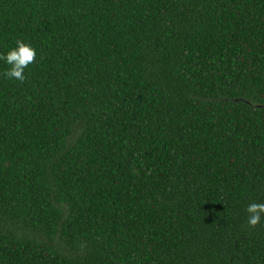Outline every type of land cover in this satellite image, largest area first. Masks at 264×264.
<instances>
[{
	"label": "trees",
	"instance_id": "obj_1",
	"mask_svg": "<svg viewBox=\"0 0 264 264\" xmlns=\"http://www.w3.org/2000/svg\"><path fill=\"white\" fill-rule=\"evenodd\" d=\"M0 264H264V0H0Z\"/></svg>",
	"mask_w": 264,
	"mask_h": 264
},
{
	"label": "clouds",
	"instance_id": "obj_2",
	"mask_svg": "<svg viewBox=\"0 0 264 264\" xmlns=\"http://www.w3.org/2000/svg\"><path fill=\"white\" fill-rule=\"evenodd\" d=\"M16 48L7 52V54H0V60L6 62L9 68L3 73L8 79L18 80L24 83L27 79L25 70L29 65L36 62L37 52L31 45L17 40ZM248 214L247 223L251 228H256L261 224L262 217H264V203L251 202L246 207Z\"/></svg>",
	"mask_w": 264,
	"mask_h": 264
}]
</instances>
